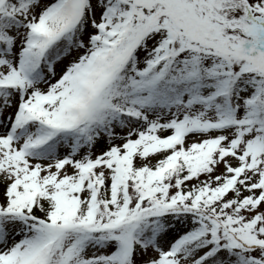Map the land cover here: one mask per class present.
<instances>
[{
	"label": "snow or ice",
	"instance_id": "snow-or-ice-1",
	"mask_svg": "<svg viewBox=\"0 0 264 264\" xmlns=\"http://www.w3.org/2000/svg\"><path fill=\"white\" fill-rule=\"evenodd\" d=\"M0 264H264V0H0Z\"/></svg>",
	"mask_w": 264,
	"mask_h": 264
}]
</instances>
